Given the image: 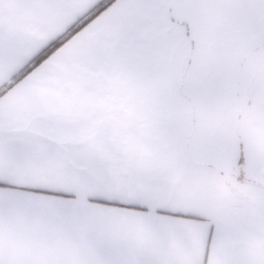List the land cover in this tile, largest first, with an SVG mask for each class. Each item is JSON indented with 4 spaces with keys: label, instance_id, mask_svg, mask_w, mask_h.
<instances>
[{
    "label": "snow or ice",
    "instance_id": "1",
    "mask_svg": "<svg viewBox=\"0 0 264 264\" xmlns=\"http://www.w3.org/2000/svg\"><path fill=\"white\" fill-rule=\"evenodd\" d=\"M0 264H264V0H0Z\"/></svg>",
    "mask_w": 264,
    "mask_h": 264
}]
</instances>
